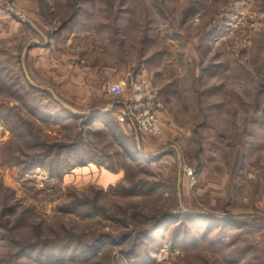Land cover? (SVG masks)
Returning a JSON list of instances; mask_svg holds the SVG:
<instances>
[{
    "label": "rangeland",
    "instance_id": "rangeland-1",
    "mask_svg": "<svg viewBox=\"0 0 264 264\" xmlns=\"http://www.w3.org/2000/svg\"><path fill=\"white\" fill-rule=\"evenodd\" d=\"M0 264H264V0H0Z\"/></svg>",
    "mask_w": 264,
    "mask_h": 264
},
{
    "label": "built area",
    "instance_id": "built-area-1",
    "mask_svg": "<svg viewBox=\"0 0 264 264\" xmlns=\"http://www.w3.org/2000/svg\"><path fill=\"white\" fill-rule=\"evenodd\" d=\"M129 82L128 89L120 83L110 86L111 95L124 98L123 101L115 103L120 109L117 119L133 126L142 136L160 137L165 131L159 89L145 75L132 77Z\"/></svg>",
    "mask_w": 264,
    "mask_h": 264
},
{
    "label": "trees",
    "instance_id": "trees-1",
    "mask_svg": "<svg viewBox=\"0 0 264 264\" xmlns=\"http://www.w3.org/2000/svg\"><path fill=\"white\" fill-rule=\"evenodd\" d=\"M36 88H39L40 89V87H36ZM45 156L46 155H43V156H40V157L38 156L36 159H33L32 161H36V160H40L41 161V160H43V157H45ZM68 169L69 170H72L73 168H72V166H69Z\"/></svg>",
    "mask_w": 264,
    "mask_h": 264
},
{
    "label": "crops",
    "instance_id": "crops-1",
    "mask_svg": "<svg viewBox=\"0 0 264 264\" xmlns=\"http://www.w3.org/2000/svg\"><path fill=\"white\" fill-rule=\"evenodd\" d=\"M131 126V125H130Z\"/></svg>",
    "mask_w": 264,
    "mask_h": 264
}]
</instances>
